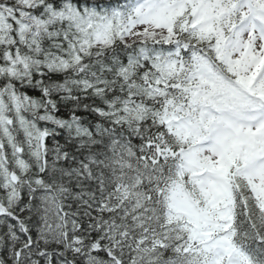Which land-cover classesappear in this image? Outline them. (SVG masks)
<instances>
[{
	"label": "snow or ice",
	"instance_id": "6c2138e0",
	"mask_svg": "<svg viewBox=\"0 0 264 264\" xmlns=\"http://www.w3.org/2000/svg\"><path fill=\"white\" fill-rule=\"evenodd\" d=\"M0 264H264V0H0Z\"/></svg>",
	"mask_w": 264,
	"mask_h": 264
}]
</instances>
